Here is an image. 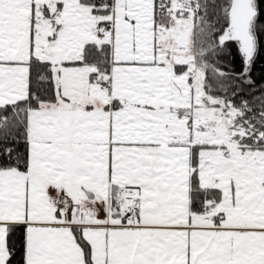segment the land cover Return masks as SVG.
<instances>
[{"label":"snow or ice","instance_id":"1","mask_svg":"<svg viewBox=\"0 0 264 264\" xmlns=\"http://www.w3.org/2000/svg\"><path fill=\"white\" fill-rule=\"evenodd\" d=\"M262 56L264 0H0V264H264Z\"/></svg>","mask_w":264,"mask_h":264},{"label":"trees","instance_id":"2","mask_svg":"<svg viewBox=\"0 0 264 264\" xmlns=\"http://www.w3.org/2000/svg\"><path fill=\"white\" fill-rule=\"evenodd\" d=\"M221 59L227 61L230 59V57L225 55ZM253 76L258 83H264V56H262L260 60L257 62L256 70L253 73Z\"/></svg>","mask_w":264,"mask_h":264}]
</instances>
